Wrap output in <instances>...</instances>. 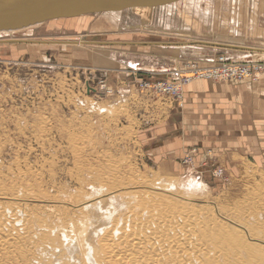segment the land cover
Here are the masks:
<instances>
[{
  "label": "rangeland",
  "instance_id": "rangeland-1",
  "mask_svg": "<svg viewBox=\"0 0 264 264\" xmlns=\"http://www.w3.org/2000/svg\"><path fill=\"white\" fill-rule=\"evenodd\" d=\"M236 2L178 0L146 16L124 8L0 33V264H92L88 256L68 253L71 242L62 228H79L78 197L116 189L123 191L106 198L100 212L109 209L112 217L120 212L122 218L134 207L141 214L135 204L148 195L163 204L156 211L166 218H192L197 228L189 239L201 249L193 264H264V114L252 118L241 106H228L223 124L240 121V131L226 133L227 143L216 133L201 134L179 115L184 105L176 107L145 83L219 53L183 46L179 58L159 45L118 43L211 41L205 36L211 33L264 40V0ZM80 39L105 44L64 42ZM260 79L211 81L227 84V97L240 103L244 89L238 86L233 97L231 85L252 91ZM103 85L112 87L111 94ZM182 93L184 100V88ZM192 145L218 146L221 156L214 160L224 169L220 177L206 167L182 165ZM138 181L148 187L134 188ZM167 181L176 183L172 191H165ZM203 181L199 191L194 183ZM55 199L69 204L56 212L50 207ZM147 217V211L141 215ZM107 228L92 236L94 253L101 243L112 242L100 239Z\"/></svg>",
  "mask_w": 264,
  "mask_h": 264
},
{
  "label": "bare ground",
  "instance_id": "bare-ground-1",
  "mask_svg": "<svg viewBox=\"0 0 264 264\" xmlns=\"http://www.w3.org/2000/svg\"><path fill=\"white\" fill-rule=\"evenodd\" d=\"M132 11L136 14L146 16L151 12V8L146 6H137L132 7ZM15 31L19 30H6L0 31V33L5 34L6 32ZM27 40L29 39H26L25 41ZM1 41L6 40L1 39ZM38 41H40L41 44H45V42L42 43L44 40ZM76 41L74 40L64 42H68L71 44H105V42L102 41L93 42L85 39H80L77 42ZM49 42H51L52 44L55 43L53 39L49 40ZM110 42L114 43L112 41H109V43ZM138 42L124 41L118 43L123 45L126 44L132 47L133 45H137L136 47L142 46L138 44ZM184 42L187 43L184 45H189L188 43L194 41L185 40ZM258 49L264 52V49ZM250 54L251 57L255 56L252 52ZM134 68H136V65H134ZM165 184V191L167 192L172 191L169 189H173L172 186H174L175 188L176 185V183H174L173 181H167L165 182ZM194 184V186H196L199 191H201V189H204V181L200 183L195 182ZM118 186H120V184L113 185V187ZM141 187H148V184H144V182L138 181L136 186H134V188ZM189 187L190 186L186 185V188L189 189ZM122 191V189H116L110 195L107 192L104 194H99L97 196L86 195L82 198L81 196L78 197V201H80L79 212L81 213V216H83V218L80 219L79 228L72 226V229L71 225L68 228H62V233L69 235V237L65 238L69 242H71V245L67 248L68 253H74V257L76 258H79L83 255L88 256L92 264H102V259L104 260L103 264H169L170 261H172L174 264H193V257H195V255L199 253L198 251L201 250L199 247L192 244L190 242L191 240L189 239L195 234L193 232L197 228L196 222L191 221L192 218H190V220L188 217L178 219L166 218L161 212L156 211L157 207L159 205L163 206V204L157 203L155 200L148 198V195L143 200H139L137 204H135L137 209L141 211V214L135 213L133 211L134 207H131L127 216H123L122 218L119 217L122 215L120 212L114 213L116 214V216L112 217V215L106 212V210L109 209H105V211L102 212L99 211L100 209H103L104 200L106 198H108L109 196L112 197L115 194H121ZM114 197L115 196H113V198ZM130 200H128L126 206L128 205V203H130ZM62 204L67 205L69 203L63 200L55 199L54 201H51L50 207H53L54 211L57 212L59 211V209H61ZM116 204L123 205L124 203L122 202V200H116ZM146 211L148 212V217L142 219L141 215ZM129 219L130 223L128 227L127 223ZM190 224H193L192 230L187 229ZM103 226H107L108 228L106 232L104 231L102 233L100 239L101 237H107L112 242L105 241L101 243L99 251L94 253L93 248L89 247L92 243V236L94 234H97V232L101 228H103ZM176 226L181 229L178 230L179 232L177 234H175V232H177ZM71 229L72 234L70 236ZM87 231L89 232L87 233ZM116 231H119V234L113 235ZM112 235L115 239H113Z\"/></svg>",
  "mask_w": 264,
  "mask_h": 264
},
{
  "label": "crops",
  "instance_id": "crops-1",
  "mask_svg": "<svg viewBox=\"0 0 264 264\" xmlns=\"http://www.w3.org/2000/svg\"><path fill=\"white\" fill-rule=\"evenodd\" d=\"M238 2V0H237ZM236 2V3H237ZM239 5V4H238ZM240 8H238L237 11H239ZM232 22L234 23V20H232ZM239 22V20H238ZM213 34V33H211ZM215 34V33H214ZM230 38H226V39H222V38H213V36H211L212 39H210L211 41H216L215 39H221L220 41L222 43H231L234 45H247L250 47H260V48H264L258 45H253V44H249L248 42H245L243 40L239 41L236 40L237 38L234 37L232 34H229ZM133 41V40H132ZM169 41V40H168ZM166 41V42H168ZM185 41V40H184ZM218 41V42H220ZM135 42V41H134ZM137 42V41H136ZM142 42V41H140ZM150 42V41H149ZM158 42H162V41H158ZM180 42V41H178ZM182 42V41H181ZM217 42V41H216ZM134 44V43H133ZM198 45V46H197ZM197 45H184L182 44V46H163V45H159L161 47V49H166V51H170L172 52V55H175L177 57H181L183 54V46H195L196 48H204V47H209L213 50H215L217 53H224L225 55L227 54L228 57H231L232 59H236V60H247L251 57V52L244 50V49H233V48H222V47H216V46H210V45H204V44H197ZM125 46V45H124ZM143 47H149L150 49V45L147 46H141ZM144 51H148L146 48L142 49ZM263 53V54H262ZM260 51V53H256L254 55L257 54H261V57L264 55V52ZM205 57V56H204ZM201 57V58H204ZM212 58H214V54H212V56H207V58L205 57L204 61H210L212 60ZM256 59V58H255ZM105 61V60H104ZM203 61V63H204ZM107 62V61H106ZM130 64L133 65L132 68H134V65H137L136 69H140L141 67H143L142 65H140L137 62H129ZM135 69V68H134ZM164 71H166L167 69H163ZM227 84H223V83H216V82H212L211 80H207V79H195L192 80L191 82L187 83L186 85H184V93H185V97H184V112L180 113V116H185V119L187 120V122H190V127L193 128L194 130H198L201 134L206 133L207 135H214V133L218 134L217 139H219L218 141H221L222 143H227L226 141V133H238L240 131V125L241 122L237 121V120H231L232 121V125H228V126H224L223 122L224 119L228 118V114L226 113V107L230 106L229 109H233V106H241L242 109L244 108L247 113L249 114L250 117H254L257 113L264 114L262 113L264 111V77L262 79H260L259 82L256 83V86H253L252 91L248 90L244 84H240V85H231L230 87V91H231V96L233 97H238V93L240 91H238V86H241V88H243V93L241 94V96L243 95L244 97H246V99H244L242 102H238L236 103V101H233L230 99V97H227V92L225 91ZM224 98H227L228 101ZM228 109V110H229ZM263 116V115H261ZM231 117H237V115H231ZM264 117V116H263ZM200 120V124L199 123ZM254 120V119H253ZM239 122V123H238ZM255 123V121H253ZM238 123V125H237ZM236 128L238 130H236ZM258 139V136L256 138V140ZM235 141V140H234ZM223 145V144H221ZM227 147V144H225ZM194 146V145H192ZM189 146L188 148L192 147ZM257 146V145H256ZM218 147V146H217ZM217 147H210V146H206V147H199L200 150H206L209 149L211 151L214 152V159L215 158H220L219 156L220 153L218 152L219 150H216ZM236 147V145L234 146ZM253 147V146H252ZM186 148L185 151L188 149ZM218 160V159H217Z\"/></svg>",
  "mask_w": 264,
  "mask_h": 264
},
{
  "label": "water",
  "instance_id": "water-1",
  "mask_svg": "<svg viewBox=\"0 0 264 264\" xmlns=\"http://www.w3.org/2000/svg\"><path fill=\"white\" fill-rule=\"evenodd\" d=\"M175 1L178 0H0V31L21 30V28L34 26L38 23L50 21V19L79 16L81 14H94L95 12H108V10H123L124 8L137 6L150 7L152 10V8L164 6ZM205 36L218 38L216 34H211V36L205 34ZM241 40L248 42L249 44L264 47V40L259 38L254 39L252 37H245L239 39V41ZM138 44L150 46H182V44L187 43L184 41H147L138 42ZM188 44H204L222 48L244 49L254 54L262 51L258 49L260 47H250L247 45L240 46L231 43L206 40H197ZM255 57L256 55L253 56V59H255ZM126 64L129 65V67H133L129 62H126Z\"/></svg>",
  "mask_w": 264,
  "mask_h": 264
},
{
  "label": "built area",
  "instance_id": "built-area-1",
  "mask_svg": "<svg viewBox=\"0 0 264 264\" xmlns=\"http://www.w3.org/2000/svg\"><path fill=\"white\" fill-rule=\"evenodd\" d=\"M166 74L167 78L146 81L145 86L153 93L170 98L176 107L183 108L184 100L182 92L184 85L187 83L198 78L212 81L249 80L255 82L264 74V55L256 59L236 60L228 57L227 54L219 53L210 61L204 63H186L183 70H168ZM110 87L103 88L107 94H111L113 90ZM181 163L184 166L194 168L200 166L206 167L214 177H220L224 170L221 165L215 163L213 151L209 149L200 150L196 145L185 151V154L181 158Z\"/></svg>",
  "mask_w": 264,
  "mask_h": 264
}]
</instances>
